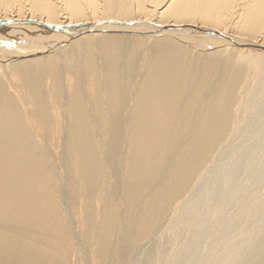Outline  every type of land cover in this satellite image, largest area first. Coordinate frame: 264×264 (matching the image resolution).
I'll use <instances>...</instances> for the list:
<instances>
[{"label":"bare ground","instance_id":"1","mask_svg":"<svg viewBox=\"0 0 264 264\" xmlns=\"http://www.w3.org/2000/svg\"><path fill=\"white\" fill-rule=\"evenodd\" d=\"M0 19L4 40L143 37L0 56V264H264V51L148 24L264 45V0H0Z\"/></svg>","mask_w":264,"mask_h":264},{"label":"water","instance_id":"2","mask_svg":"<svg viewBox=\"0 0 264 264\" xmlns=\"http://www.w3.org/2000/svg\"><path fill=\"white\" fill-rule=\"evenodd\" d=\"M141 22H116L112 20H103L99 22H93L90 24H78L75 26H61V27H50L47 25H43L44 31L47 33L46 38L39 37L38 41H34V39L31 38H22L18 41L13 40H4L5 37H1L0 32V50L6 48L5 52L0 51V56L7 55L11 56L12 54H15L14 52H19V50L11 52L12 49L21 46V45H27L30 48L34 46H47V50H45L41 54H47L49 51H51L53 48L69 43L70 41L83 36L87 34H93V33H121V34H136V32H129V30L124 29H133L136 28L138 24ZM149 26L152 28L158 30V34L160 33H167L169 35H183L184 33H202L208 37H212L216 40L223 41L224 44H228L230 46H238V47H244L247 49L252 50H258V51H264V45H256L255 43H252L251 41H248L244 38L239 37H233L223 32H215L213 30H205L200 28H187L184 30L183 27L179 28H172V27H163V26H155L153 24L148 23ZM2 29V28H0ZM112 31V32H111ZM149 34H154L153 31L147 32ZM22 37H24L22 35ZM23 55V54H22ZM39 55V54H36ZM15 56V55H12ZM33 57V55H31ZM30 57V56H29Z\"/></svg>","mask_w":264,"mask_h":264},{"label":"rangeland","instance_id":"3","mask_svg":"<svg viewBox=\"0 0 264 264\" xmlns=\"http://www.w3.org/2000/svg\"><path fill=\"white\" fill-rule=\"evenodd\" d=\"M242 12V8H241V6H240V3L238 4V6H236V8L233 10V12H232V14H230V21H229V24H228V27L230 28V29H235L234 27H235V25H234V22H233V20L234 19H236V17L237 16H239V14ZM11 19H14V18H11ZM65 19V18H64ZM1 20V19H0ZM64 21H67L66 19L64 20ZM199 38H201V37H203V36H201V35H197ZM259 36L260 37H258L259 39L261 38L262 39V36L260 35V32H259ZM138 37H141V36H138ZM141 38H143V37H141ZM171 38H173V37H171ZM260 39V40H261ZM196 40H198L197 39V37L195 38V41ZM201 41V40H200ZM205 42V41H204ZM235 47H238V46H235ZM224 48H229V47H227V46H224ZM247 49V48H246ZM248 50H250V51H252L251 49H248ZM253 52V51H252Z\"/></svg>","mask_w":264,"mask_h":264}]
</instances>
